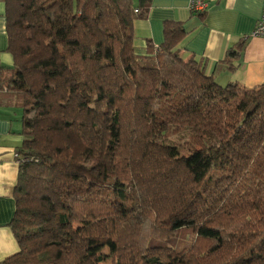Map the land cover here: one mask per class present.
<instances>
[{"label": "trees", "instance_id": "1", "mask_svg": "<svg viewBox=\"0 0 264 264\" xmlns=\"http://www.w3.org/2000/svg\"><path fill=\"white\" fill-rule=\"evenodd\" d=\"M5 2L25 140L2 264H264V83L180 55L176 21L141 53L151 0Z\"/></svg>", "mask_w": 264, "mask_h": 264}, {"label": "crops", "instance_id": "2", "mask_svg": "<svg viewBox=\"0 0 264 264\" xmlns=\"http://www.w3.org/2000/svg\"><path fill=\"white\" fill-rule=\"evenodd\" d=\"M263 6L264 0H207L206 10L195 13L189 0H151L148 18L134 21L136 46L142 53L148 51L149 40L161 45L165 22H180L185 28L176 47L180 55L199 61L208 74L220 76V82L254 87L264 83V37L254 35ZM241 45L242 52L232 61L231 69L226 61L228 52ZM7 48L6 2L0 0V63L11 66L13 57ZM14 98L10 90L0 87V264L20 249L10 224L16 210L14 190L19 176L16 149L25 135L22 111Z\"/></svg>", "mask_w": 264, "mask_h": 264}, {"label": "built area", "instance_id": "3", "mask_svg": "<svg viewBox=\"0 0 264 264\" xmlns=\"http://www.w3.org/2000/svg\"><path fill=\"white\" fill-rule=\"evenodd\" d=\"M189 6L192 12L195 13H203L207 8L206 0H189ZM254 35L264 37V6H263V14L261 19L258 21Z\"/></svg>", "mask_w": 264, "mask_h": 264}, {"label": "rangeland", "instance_id": "4", "mask_svg": "<svg viewBox=\"0 0 264 264\" xmlns=\"http://www.w3.org/2000/svg\"><path fill=\"white\" fill-rule=\"evenodd\" d=\"M206 1H207V0H206ZM216 79H217L219 82L222 81L221 78H220V76H217ZM220 83H222V84H224V85L227 84L226 82H220ZM11 91H13V90H11ZM14 99H15L14 102H16V101H17V98H14ZM19 110H20V113H21V108H19ZM187 239H190V235H188ZM102 252H103V253H107V254H111V253H112V250H111L110 248H103V249H102ZM105 264H110V262L108 261V262H106Z\"/></svg>", "mask_w": 264, "mask_h": 264}]
</instances>
